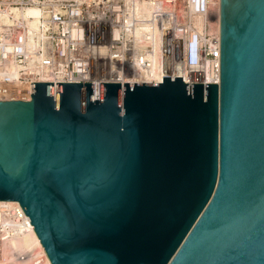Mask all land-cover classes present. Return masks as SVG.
Returning a JSON list of instances; mask_svg holds the SVG:
<instances>
[{
  "label": "water",
  "instance_id": "obj_1",
  "mask_svg": "<svg viewBox=\"0 0 264 264\" xmlns=\"http://www.w3.org/2000/svg\"><path fill=\"white\" fill-rule=\"evenodd\" d=\"M220 38L218 83L0 100V201L52 264H264V0H220Z\"/></svg>",
  "mask_w": 264,
  "mask_h": 264
},
{
  "label": "built area",
  "instance_id": "obj_2",
  "mask_svg": "<svg viewBox=\"0 0 264 264\" xmlns=\"http://www.w3.org/2000/svg\"><path fill=\"white\" fill-rule=\"evenodd\" d=\"M73 1L12 0L7 8L0 10L1 15L10 8L23 10L37 6L41 9L37 17L27 18L11 9L7 16L0 17V100H29L32 82H54L53 96L57 100V82L92 81L94 96H99L102 81L129 82L115 78V69L132 77L135 58L153 50L151 45L146 44V37L151 36L148 31L142 30L139 36H127L128 28L152 27L151 17H147L141 9V13H137V7L143 6L137 4L140 1L129 5L128 16L119 2ZM162 4L166 7L162 15L172 27H179L183 37L182 45L175 43L173 47L176 48L165 52L166 60L179 62L180 65L183 63L186 76L177 75H181L187 83H218L220 28H215L210 14L213 8L220 5V0H181L178 3L169 0ZM182 7H185L183 11ZM89 17L98 22L90 25ZM31 19H36L34 25ZM127 19H131V23L128 24ZM193 19L201 21V26L194 24ZM113 25L122 29V36H113ZM161 55L162 59L164 54ZM141 64L148 69L153 67L151 59L146 58L143 62L141 58ZM91 70L98 76L105 74L111 79L100 80L96 84L89 77ZM203 70L206 74L210 71V77L188 74ZM28 217L18 201L0 205V242L28 232ZM34 254L15 255L20 259L31 256L29 264H42V256Z\"/></svg>",
  "mask_w": 264,
  "mask_h": 264
},
{
  "label": "bare ground",
  "instance_id": "obj_3",
  "mask_svg": "<svg viewBox=\"0 0 264 264\" xmlns=\"http://www.w3.org/2000/svg\"><path fill=\"white\" fill-rule=\"evenodd\" d=\"M138 5H143L142 7H137V13L140 14L141 11L144 12V14L147 17H153V12L151 13L150 10L154 9V6L149 1H144L143 3H137ZM184 5V4H183ZM37 7V6H30L26 9ZM40 11L41 9L37 7ZM12 10V8H10ZM9 9V11H10ZM17 9L19 14H22L24 10ZM141 9V11H140ZM185 9V7H182V11ZM9 11H3L5 14H1L0 16H7L9 14ZM188 12V11H187ZM39 14V11L37 9L29 10L28 15H37ZM186 14V12H184ZM24 16V15H23ZM26 17V16H25ZM211 21H213V24H215V28H220V5H218L216 8H213L210 14ZM165 19V18H164ZM35 19H31L33 21ZM194 24H198L201 26V21L193 19ZM97 21H92V17H89V24H96ZM128 24L131 23V19H127ZM155 23V22H153ZM32 24V23H31ZM113 36L118 37L122 36V29L119 27H115L116 25H113ZM154 27V24H152ZM142 30L148 31L151 36L146 37V44L151 45L153 50H147L142 56L139 55L136 59V65L135 70L133 73H131L132 77H129L127 74L121 72L119 69H115L113 72L115 74V77L122 80V81H129L131 83H134L136 81H146V82H156V81H162L166 75L175 76L177 74H182L186 76V71L183 68V63L180 65L179 62H172L171 60H166L165 52L169 51L171 52L173 50V45L175 43H180L182 45L183 37H181V33L179 31L178 26H173L171 23H169L168 20L165 19V28L162 31V33H153L152 28H150V25H147L145 28H139L137 30L127 29V36H139L140 32L142 33ZM155 32V31H154ZM147 34V32H145ZM158 35V37H156ZM169 36V37H166ZM167 38V39H166ZM140 46V45H139ZM173 47V48H172ZM138 48V46H137ZM141 46L139 47V49ZM164 54L163 58L161 59L162 55ZM167 55V54H166ZM141 58L142 61L145 62L146 58L151 59L153 61V67L148 69L145 65L141 64ZM161 61V62H160ZM188 73V72H187ZM190 76H205L208 75L210 77V71L207 72V74L203 71H194L193 73H188ZM98 75L97 72H94L93 70L90 71L89 77L96 82V84L99 83L98 78L96 77ZM102 75L103 78H100V80H104V78H107ZM110 79L111 77L108 76ZM109 78L105 79L108 80ZM210 80V79H207ZM16 201H0V205L7 204V203H13ZM28 221L30 224L29 231L22 234L21 236L12 237L8 240H3L0 242V264H29L31 261V256L26 257L24 259L18 258L15 254H29V253H35L33 256L40 255L42 256L43 262L42 264H52L48 255L46 254V251L41 244V241L39 237L37 236L34 226L31 224V220L28 217Z\"/></svg>",
  "mask_w": 264,
  "mask_h": 264
},
{
  "label": "rangeland",
  "instance_id": "obj_4",
  "mask_svg": "<svg viewBox=\"0 0 264 264\" xmlns=\"http://www.w3.org/2000/svg\"><path fill=\"white\" fill-rule=\"evenodd\" d=\"M11 1L12 0H0V10H3L5 8H7L8 7V3L11 2ZM49 1H51V2H62V1H66V0H49ZM68 1H72V3H74L73 0H68ZM97 1H101V2H104V3H108V4L119 2V3H121V5H123L122 8H123V10H125L127 16L129 15V8L131 7L129 5L131 3H135L136 2V0H97ZM137 1H140L138 3H141V2L143 3L144 1H146V2L149 1V2L152 3V5L154 6V9L150 10L151 13L153 12V17L150 18V19H153V22H155V23H152V24H154V27L152 26L151 28H152L153 33H157V34L162 33V31L165 28V19H164V16L162 15V12L164 10L166 11V7H164V4H162V3L163 2L167 3V1H169V0H137ZM171 1L178 3L181 0H171ZM32 9H37L39 11V13L41 12L37 7H32V8L24 10V12L21 15H24L27 18H29L30 16L37 17L39 14H37V15H28L29 10H32ZM12 11H16L17 12L18 10L15 9V8H12ZM35 21H36V19L31 21L32 25L35 24ZM139 28H141V27H138V29ZM156 37H158V35H156ZM104 76L109 78L107 75H104ZM96 77L98 78L99 81H100V78H103L102 75H100V76L96 75ZM107 78H104V80L107 79Z\"/></svg>",
  "mask_w": 264,
  "mask_h": 264
}]
</instances>
